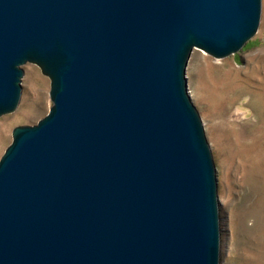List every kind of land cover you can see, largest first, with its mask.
Masks as SVG:
<instances>
[{
	"label": "water",
	"instance_id": "obj_1",
	"mask_svg": "<svg viewBox=\"0 0 264 264\" xmlns=\"http://www.w3.org/2000/svg\"><path fill=\"white\" fill-rule=\"evenodd\" d=\"M261 0H0V116L22 65L51 106L0 157V264H219L215 166L185 69Z\"/></svg>",
	"mask_w": 264,
	"mask_h": 264
},
{
	"label": "rangeland",
	"instance_id": "obj_2",
	"mask_svg": "<svg viewBox=\"0 0 264 264\" xmlns=\"http://www.w3.org/2000/svg\"><path fill=\"white\" fill-rule=\"evenodd\" d=\"M21 95L0 116V157L18 125H33L51 106L50 80L21 66ZM186 84L215 166L219 264H264V0L257 32L242 49L215 58L194 48Z\"/></svg>",
	"mask_w": 264,
	"mask_h": 264
}]
</instances>
